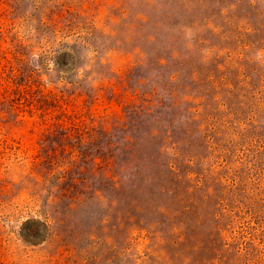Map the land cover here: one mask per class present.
<instances>
[{"label": "rangeland", "instance_id": "obj_1", "mask_svg": "<svg viewBox=\"0 0 264 264\" xmlns=\"http://www.w3.org/2000/svg\"><path fill=\"white\" fill-rule=\"evenodd\" d=\"M0 264H264V0H0Z\"/></svg>", "mask_w": 264, "mask_h": 264}]
</instances>
